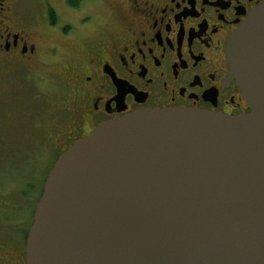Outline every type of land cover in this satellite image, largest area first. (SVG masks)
<instances>
[{"label":"water","instance_id":"1","mask_svg":"<svg viewBox=\"0 0 264 264\" xmlns=\"http://www.w3.org/2000/svg\"><path fill=\"white\" fill-rule=\"evenodd\" d=\"M252 111L147 109L55 162L26 264H264V6L230 38Z\"/></svg>","mask_w":264,"mask_h":264},{"label":"flooded vegetation","instance_id":"2","mask_svg":"<svg viewBox=\"0 0 264 264\" xmlns=\"http://www.w3.org/2000/svg\"><path fill=\"white\" fill-rule=\"evenodd\" d=\"M28 1L0 0V116L4 73L55 71L69 96L45 120L55 161L102 123L128 113L252 111L227 47L264 0H115L106 12L96 9L99 0H44V9L43 0Z\"/></svg>","mask_w":264,"mask_h":264},{"label":"rangeland","instance_id":"3","mask_svg":"<svg viewBox=\"0 0 264 264\" xmlns=\"http://www.w3.org/2000/svg\"><path fill=\"white\" fill-rule=\"evenodd\" d=\"M30 1L37 3L39 0ZM113 1L99 0L96 9L106 12ZM32 3L28 4L32 6ZM41 3L44 9L45 1ZM42 17L45 20V14ZM95 17L98 24L102 23L98 14ZM54 40L62 45L57 37ZM34 70L38 71L35 75L27 76L20 72L4 73L3 77L2 110H10L12 97L14 101L17 98V101L14 110L12 107L9 113L2 112L0 116V264L24 263V237L9 230L11 227L4 223L3 214L11 213L18 203H22L19 191L27 176L28 180H37L39 190L36 193H42L44 182L58 154L51 149L54 140L50 138L46 116L69 100L66 89L62 93L55 80V71L45 66ZM13 89L17 90L14 94ZM24 208L27 209V205ZM25 209V215L31 219V208Z\"/></svg>","mask_w":264,"mask_h":264},{"label":"trees","instance_id":"4","mask_svg":"<svg viewBox=\"0 0 264 264\" xmlns=\"http://www.w3.org/2000/svg\"><path fill=\"white\" fill-rule=\"evenodd\" d=\"M75 3H79V0H76ZM27 178L29 179V176H27ZM28 179L22 182L23 187L19 191V193L21 192L20 194L22 197V203H18L13 208V211L11 213L7 212L6 214H3L4 216L3 219L5 220L4 223L7 226L11 227L9 230L12 232L14 231V233H16L19 236L24 237V242H26L25 240L27 239L29 229L32 225L34 206L37 205L38 199L41 195L40 192L39 195L36 193V191L39 190L37 180L35 179L28 180ZM24 205L25 206L27 205V209L31 208L32 210L31 219L29 216L25 215Z\"/></svg>","mask_w":264,"mask_h":264}]
</instances>
